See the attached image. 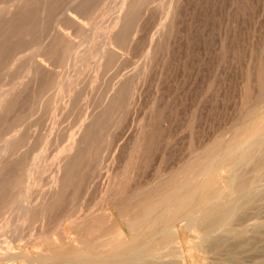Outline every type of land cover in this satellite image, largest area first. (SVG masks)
<instances>
[{
	"label": "rangeland",
	"instance_id": "obj_1",
	"mask_svg": "<svg viewBox=\"0 0 264 264\" xmlns=\"http://www.w3.org/2000/svg\"><path fill=\"white\" fill-rule=\"evenodd\" d=\"M7 1L8 2L10 1L11 4L13 3L12 0H0V7H1L0 22L9 19L12 16L11 13L8 14L6 11L7 9H9V7L12 8L14 5H11L10 2H9L10 4L9 5ZM66 1H69V2L67 3ZM66 1L59 0L60 8L58 7L53 12H50L49 16L45 17L46 19L44 18L45 22L43 21L41 24L28 28L27 29L29 30L28 32L26 30L25 32H21L17 35H9L13 29L12 27H14L11 25L3 26L0 29V42L1 40L4 41L0 43V62H1L0 63V102H2V100H4V97L7 96L5 94L6 91H9L10 93H12V95L9 92H8L9 94L7 93L8 100L6 99L7 103L5 102V104L3 105V108L6 111L4 109H1L0 111L2 113V114L0 113V131H1L0 132V154L1 155L3 154V156L0 157V168L3 169L5 167H10L9 170H12L14 174L18 173L17 175H21L23 174L24 172L23 170H25L26 167L36 165L39 170H41L40 166L42 167L40 174H42L43 177L45 176L44 178L42 176L40 177V174H38L39 171L38 172L36 171L35 173H36V176L38 175L37 178H39L38 180L40 181V183L39 181H37L34 183L30 182L28 184L29 189H30V190L28 189V194L30 198L34 202H36L35 203L36 206L34 207L35 209L32 208L29 211V213L26 215L24 220L20 219L21 217L19 216L20 215L19 209H16V208H18L19 199L24 195L25 190L19 188V186L16 185L15 187H13L11 193L9 194L10 198L8 196V200H7L8 202L6 204L7 208H4V211L0 213V221H1L0 222V242H1L0 253L2 254H7L8 251H10L8 253L10 254L12 253V251H15V248L16 250H20L27 246L30 249H34L32 246L33 244L31 243L32 241H34V238H37L39 233L40 234H42L43 232L46 234L50 233V235L56 236V235H59L60 232L70 231V229L73 226V222H75L74 219H77V221L79 219L80 221L82 220V217L85 218V214L87 216L88 215L90 216L91 214H93L92 211L97 212L98 208L103 204L105 199H106L105 202L110 201L108 199V194H111L113 191H115V189H117L118 195H120L119 198H121L122 200L125 198H128L129 195H132V193H134L135 198L139 200L141 195L149 191L148 189H152L153 187L157 186L160 182L168 178V176L172 175L173 172L180 171L182 167H184L183 165H186L187 162L190 159H192L190 155L195 154L194 156H196L207 145L211 143H215L213 141L218 140V138L222 139L221 140L222 142H227V140L236 141V140L243 139L245 135L246 136L250 135L249 132H247L245 129L242 128L243 129L242 130L238 127H243L247 119L256 120L254 116L255 113L258 114V113H261L262 110H264V105H262V107L260 105V104H264V103H261V101L264 100V0H178V1L177 0H167V2L166 0H146V1L142 0V2L141 0H136L134 2V6H132V8L129 9L128 14H127L128 10L126 11V9H121L120 8L121 5L119 6L122 0H119V1L117 0H111V1L110 0H95V3H93V6H95V8H93V6L91 8L93 12H91L90 16H88V19L85 18L83 19L84 21L82 20V22H84L82 23L83 24L82 26H84L85 29L87 28L86 30L84 29V27H81V26L78 29L77 25L73 26L74 24L70 23L69 21L65 22L64 18L61 17V13L63 12V10L67 8V6L69 7L72 5L71 4L72 0H66ZM113 1L115 2V7H114ZM145 2H148V3H145ZM159 3H161L162 6L159 7ZM165 3L167 4L165 5ZM4 4L7 5V8ZM170 5L172 6V8H170L171 7ZM157 6L159 7L158 9L159 12L157 10L158 8ZM36 8L38 10L41 9L39 6ZM142 8L144 9V13H143ZM172 9H174V13H172L173 12ZM94 10L97 13H95ZM118 10L121 12H119ZM35 12H38V11H35ZM113 13L114 14L116 13V14L113 16ZM154 13L156 15H154ZM35 14H36L35 16L36 20L37 19L40 20L41 19L40 15H37L38 13H35ZM119 14L120 16L126 15L127 18L133 19V20H130L132 22H130L128 19L129 23L128 24L126 23V25H122L120 22L115 24L114 20L117 19ZM158 14L159 16H161V18L159 17L160 20L158 19ZM163 14L164 15L166 14V16L163 17ZM17 15L19 17L23 16V14H20V13H18ZM134 15L138 17L136 16L134 17ZM107 16H109L110 18ZM54 19L57 22H55ZM57 19H61L62 21L60 22V20L58 21ZM102 19L104 20L102 21ZM136 20L138 24L135 22ZM154 21H156V25H154L155 24ZM170 22H172L173 24L172 27H170L171 25H169L171 24ZM49 24L51 25L48 27ZM92 25L93 26L95 25V28L92 27ZM132 25H135V27ZM42 26L45 28H43ZM110 26H113L114 28ZM156 26H158V28H156ZM166 26L170 29V31H167L169 29ZM72 27H75V28L72 29ZM136 27L139 28L138 29L139 31L137 30ZM58 28H60L63 32L65 31L64 32L65 34L68 33V36H70L71 34L73 36V38L72 36H70L72 39H75L76 37V39L73 40L74 42L77 41L81 43L79 45V43L76 42L71 46V48H67L64 42L58 41V44L56 45L54 49L55 52H53L52 54H49L50 55L49 56L48 54L45 53V50L43 51V49L42 50L40 49V44L42 41L44 42L46 39H47L46 41H49V39L54 36L56 32L55 30H57ZM51 29H53V31ZM95 29H97V31ZM49 30H51V34L53 32L52 34L53 36L47 34L50 32ZM42 31L44 32V34L41 33ZM90 31L91 33H94L93 34L94 37L93 35H91ZM34 32L36 34H39L40 36L39 35H37L38 37L35 36L36 34ZM3 33H6V34L9 33V34H7L8 36L5 35L4 37ZM106 33L108 34V36ZM97 34L99 35V37ZM149 34H151L150 35L151 37L149 36ZM18 35H19L18 37L19 39L17 40ZM45 35L47 37H45ZM6 36L8 38H6ZM102 36H103L104 42L102 40ZM104 36L105 37L107 36V41L105 40ZM100 37H101V40L99 39ZM11 38H13L14 40L11 41L12 40ZM20 38H21V41H20ZM88 38L90 41L88 40ZM158 39L160 40V42ZM97 40L99 44L97 43ZM94 41H95V44H94ZM101 41L103 43H101ZM2 43H4V45H2ZM37 45L39 47H37ZM93 45H97V46H93ZM99 45H102V47ZM24 46H25V49H23ZM59 46L62 48H60ZM125 47H128V48H125ZM84 48L85 49L88 48V51H86ZM112 48L113 50L116 51V56L114 55L112 57V55H109L107 53L105 54L101 53V49L107 50V49H112ZM38 49H40L39 52H38ZM2 50H4V52ZM66 50L69 52H67ZM56 51H58V53H56ZM85 51H86V55H84ZM128 51H130V53ZM134 51L136 54L134 53ZM36 52H38L39 54ZM121 52H124L123 53L124 56L123 54H121ZM137 52H140V54ZM35 53L37 54V56L35 55L36 57L34 56ZM57 55L60 57H58ZM71 55L75 58L73 59ZM55 56L57 58H55ZM78 56L79 58H77L78 60L77 61L76 57ZM82 56L84 58L86 57L87 59L86 58L83 59ZM31 57L34 60L40 62V67H39L38 72H36L35 74L30 73V76H28L29 73L26 72L28 70L26 68H28L27 66H29V64H25V63L32 62L33 60ZM70 58L72 59V61H70ZM151 58H153V60ZM13 59H15L16 61ZM51 59L54 63L51 61ZM79 60L83 63L86 62L87 64L86 63L83 64ZM140 60H143V61H140ZM138 61L139 63H136ZM75 64H77V66ZM81 64L83 65L81 66ZM30 65H32V63ZM46 65L48 66L46 67ZM50 65L52 66L50 67ZM67 65L69 68L67 67ZM78 65L82 69H77L79 68ZM106 65H109L110 67L109 66L106 67ZM24 66H26V68ZM42 66L44 69L42 68ZM21 67L23 68V70ZM55 68L57 69L56 71H55ZM71 68L73 69V71ZM121 68L122 69L125 68V69L121 70ZM67 70H68V74H67ZM70 72L71 73L74 72L76 75L74 73L71 74ZM22 73L24 76L22 75ZM37 73L38 74L41 73L42 75L40 74L38 75ZM136 73L137 75H135ZM98 76H101V77H98ZM20 78L22 79L20 80ZM66 78L70 79V81L69 80L68 81L71 82V84L69 82H66L67 81ZM74 78H76L78 81ZM88 78H89V81H88ZM16 80L18 82L19 81L21 82L18 83ZM61 80L65 81L66 84L65 82L63 83ZM71 80L72 81L75 80V82H72ZM60 81H61V84H60ZM30 82L33 84H29ZM56 82L57 83L59 82V84H57ZM111 82L113 85L111 84ZM23 83H25L24 84L25 86L28 83L26 86L28 88H25ZM65 85L67 86V88L65 87ZM20 88H24V89H20ZM37 88L38 89L40 88V89L38 90ZM53 89L55 91H53ZM70 89L71 90L74 89V91L72 90L73 92L72 91L70 92ZM111 89L113 90V92ZM33 91L35 92L36 95L34 94ZM106 94H107V97H106ZM113 95H115L116 103L115 102L110 103V100L113 98ZM106 98L107 100H105ZM55 99L57 100V102ZM70 99H71V102H70ZM254 104L256 105L255 107H254ZM23 105L26 107H24ZM38 105L39 106L41 105V108ZM257 105L258 107L259 106L260 107H259L258 112H255L258 109ZM116 106L118 108H116ZM119 108L121 110L123 109L124 111L122 110L121 112V110L120 111L117 110ZM254 108H257V109L255 110ZM66 110L69 112L66 113L67 112ZM252 111H254L255 113L254 115L252 114L251 115L252 117L250 118L249 114H251ZM84 114H85V118H84ZM96 114H99L101 116L99 117L100 119L97 120L98 121L97 126L94 128L93 134L91 133L92 135L91 136L89 135L87 137L88 139L86 138L83 140L84 142H82L83 144L87 142L89 143L93 142L94 148L92 147L89 150L83 149V150H80L82 152L76 153L77 155L76 157L79 156L78 159L79 161H81L82 165L84 166H82L80 163L72 169V170L77 169L78 171L76 170V172H78V175H75L76 177L74 176V178L70 180V182L66 185L67 187H64L62 189L63 192L61 195L58 196V199H55L52 202L49 201L50 203L56 204V207L54 206V208L53 207L49 208L48 212L45 211L44 217L45 216H48V217L46 218L43 217V220L41 221L40 214L42 215V209L40 208V204H42V201H43V197H41L42 196L41 193L43 194V192H47V191H50L51 189H55L52 187L50 183V179L51 177H53L54 175H57L58 173L57 167H58L59 161H57V159L61 158L62 160L65 156H67L68 151H66V149L64 150L63 148L66 145L70 144L71 135H74L77 138L80 137V133L82 130L81 127H84L85 126L84 124H86V122L90 119V117ZM246 114H248L249 116ZM28 116H29V119H28ZM55 117H57L58 119ZM21 120L23 123L25 122V124H28V125L26 126L25 124L20 122ZM262 120L260 119V121ZM66 121L67 123L65 124ZM260 121L258 120V125L264 128V124H262V122L264 121L262 122ZM16 122L18 123L16 124ZM82 122H84V124H82ZM118 122L121 123V124L119 123V126L117 125ZM21 125L23 127L20 130ZM42 127H43V130H42ZM50 128H51V131H50ZM153 128L154 130H152ZM251 132L252 131L250 130V133ZM1 133L3 136L1 135ZM135 135L137 138L135 137ZM233 135L235 137H233ZM93 136H95L96 139ZM62 137L64 138L63 140H62ZM17 138L19 140H16ZM6 140H9V142ZM103 141L105 144L103 143ZM219 141L220 140H218V142ZM4 145L5 146L7 145L9 150L6 148L7 146L5 147ZM44 146H45V149H44ZM39 151L44 152V154L45 153L46 154L42 155V153L41 152L39 153ZM34 152L39 153L37 154L38 156L34 154ZM55 152L57 153V155ZM132 153L134 156L132 155ZM88 154L89 156L92 155L90 156L92 158H90ZM35 155L38 158H35ZM41 155L44 157H42ZM193 155L192 157H194ZM69 156L72 158L75 155L71 154ZM45 158L50 159L49 162ZM94 158H97V159H94ZM1 159L3 160L1 161ZM91 160L93 163L94 162L96 163L93 164ZM128 161L129 163H127ZM83 162H86V164L89 163L90 166L88 164L87 165L84 164ZM44 163L45 165H43ZM97 164H99V166ZM44 166H46V168ZM85 170H87V172ZM90 172H92V174ZM128 173H130L129 174L130 177ZM113 177L117 182L116 187H115V184H113L114 185L113 187L112 185H110L111 181L113 180ZM125 178H127V180ZM76 179H78L79 181ZM106 181L107 183L108 182L109 183L107 184ZM38 183L39 185L36 186V184ZM86 184H88L87 187H86ZM122 185H126V186L124 187ZM139 186H141L140 188L142 189H140ZM80 187H82L83 189ZM126 187L130 188L131 193H130V190L127 189ZM136 187L137 189H135ZM103 188L104 189L106 188V190H104ZM122 188H123V191H122ZM138 189L141 190L140 192L141 194L139 193ZM2 191H6V188L2 189ZM81 191L82 193H80ZM120 191L122 193H120ZM68 193L70 194L68 195ZM127 194L129 195L127 196ZM93 195H95L94 198H92ZM106 195H107V198H106ZM77 196L81 197V200ZM87 196L90 198V201L87 200L88 198ZM62 199H64L65 201ZM136 199L133 198L130 201L134 203ZM91 201L94 204H92ZM66 202L70 203L71 206L70 204ZM262 203H264V201H262ZM12 204H13V207H12ZM64 204L66 207L64 206ZM63 206L65 207V210H63ZM74 206L76 207V209ZM8 209L10 211H8ZM51 210L53 211V213H51L52 212ZM61 210L64 211L63 212L64 215L62 214L63 218L59 217L61 216L60 214ZM84 210H86L87 212ZM258 210L259 211L257 212V218L252 217L248 219V221H246L247 225L248 223H251L252 220H255V219L259 220L258 216H260L259 218L261 219L259 221L264 222V205L260 206V209ZM48 213L49 215H47ZM67 213H72V214L67 215ZM10 214L12 215V217ZM58 214L60 215L57 216ZM59 218L63 219L62 221L63 223H61L62 225H60V227L56 228V225L54 226V224H56ZM71 219L73 220V222ZM19 220H20V223L18 222ZM17 222L18 224H16ZM47 223L49 224V226ZM34 225L35 226L39 225L38 226L39 229L38 227H35ZM43 227L45 230L43 229ZM2 229H3V232H2ZM19 229H21L22 231ZM33 229H36V231L35 230L33 231ZM18 230L21 232L19 233ZM188 232L189 231L187 230L181 231V235L178 239L179 245L182 246L181 247L183 251L182 254H185V259H187L185 260V264H205V263L206 264H225L223 261H221L219 257H218V262L215 261L213 257V251L206 247L205 242L201 243L202 244V250H201V247L198 244V240L196 239L198 238V234H199L198 230L197 231L191 230L190 233ZM246 234L251 235L252 232L248 230ZM28 236L31 237L33 240L29 238ZM14 238L16 239V241H14L15 240ZM10 240H12L14 244H10L11 242ZM19 240H20V243L18 242ZM188 241L189 242L191 241L190 243L192 244H190ZM25 243L27 244L26 246H24ZM29 243L31 244V246ZM257 243H260V244H257ZM22 244L24 247H22ZM19 245L21 246L20 248H19ZM258 245L264 246V240L256 241L254 249H251L243 253L244 260L247 258L243 264H251L249 262L251 260L250 255H256L257 253L256 248L259 247ZM183 246L186 248H184ZM261 252L264 253V248L261 249ZM248 256H250L249 257L250 259L248 258ZM11 260L13 259H9L4 262L3 260H0L1 261L0 264L2 263L3 264H9V263L14 264L15 260H13V262ZM15 264H17L16 261H15ZM32 264H38V262L35 261L34 263L32 262Z\"/></svg>",
	"mask_w": 264,
	"mask_h": 264
},
{
	"label": "bare ground",
	"instance_id": "obj_2",
	"mask_svg": "<svg viewBox=\"0 0 264 264\" xmlns=\"http://www.w3.org/2000/svg\"><path fill=\"white\" fill-rule=\"evenodd\" d=\"M13 3L10 4L14 5L12 8L9 7L7 9V13H11V17L5 21L0 22V29L3 26L6 25H11L14 26L12 27L11 33H7L9 35H17L21 32H25L28 28H31L32 26L41 24L46 18L48 17L50 12H53L56 8L59 7V0H12ZM66 1V0H65ZM111 1V0H110ZM119 1V0H117ZM136 0H122L121 3L119 4L121 9H126L127 14L129 13V9L134 6V2ZM144 1V0H143ZM146 1V0H145ZM178 1V0H177ZM8 2V1H7ZM8 2V4H9ZM67 3L69 1H66ZM65 2V3H66ZM106 2V1H104ZM114 2V1H113ZM140 2V1H139ZM138 2V3H139ZM142 2V0H141ZM157 2V1H156ZM167 2V0H166ZM63 3V2H62ZM93 3H95V0H72L71 6H67V8H63V12L61 13V17L64 18L65 22L69 21L70 23L74 24L73 26L77 25L78 29L79 27H84L82 26L84 22H82L83 19L87 18L90 16L91 10ZM137 3V4H138ZM148 3V2H145ZM7 4V3H6ZM9 4V5H10ZM136 4V5H137ZM167 3H165L166 5ZM5 5V4H4ZM3 5V6H4ZM139 5V4H138ZM141 5V4H140ZM169 5V4H168ZM7 8V5H5ZM40 7L41 9L38 10L36 7ZM98 6V5H97ZM118 6V5H117ZM151 6V5H150ZM162 6L161 3H159V7ZM171 6V5H170ZM114 7H115V2H114ZM139 7V6H138ZM141 7V6H140ZM144 7V6H142ZM158 7V6H157ZM157 8V10L159 9ZM168 7V6H167ZM3 8V7H2ZM60 8V7H59ZM95 8V6H93ZM101 8V7H100ZM137 8V6H136ZM135 8V9H136ZM172 8V6L170 7ZM37 9V10H36ZM109 9V8H108ZM117 9V8H116ZM120 9V10H121ZM143 9V8H142ZM149 9V8H148ZM154 9V8H153ZM161 9V8H160ZM52 10V11H51ZM60 10V9H59ZM112 10V9H110ZM134 10V9H132ZM169 10V9H168ZM176 10V9H175ZM3 11V9H2ZM38 11V12H35ZM100 11V9H99ZM119 11V10H118ZM136 11V10H135ZM172 13H174V9H172ZM0 12H1V7H0ZM95 12V10H94ZM112 12V11H111ZM121 12V11H119ZM118 12V13H119ZM159 12V10H158ZM167 12V10H166ZM180 12V11H179ZM23 14V16L19 17L17 14ZM40 15L41 19L36 20L35 16L36 14ZM97 13V12H95ZM117 13V14H118ZM126 13V12H125ZM132 13V12H131ZM138 13V12H137ZM136 13V14H137ZM144 13V9H143ZM104 14V13H103ZM107 14V13H106ZM116 14V13H115ZM113 13V16L115 15ZM133 14V13H132ZM56 15V14H55ZM110 15V14H109ZM124 15V14H123ZM140 15V14H138ZM149 15V14H148ZM152 15V14H150ZM154 15H156L154 13ZM4 16V15H3ZM92 16V15H91ZM102 16V15H101ZM105 16V15H104ZM112 16V15H111ZM136 15H134L135 17ZM166 16V14H163V17ZM174 16V15H172ZM8 17V16H7ZM57 17V16H56ZM109 17V16H107ZM138 17V16H136ZM153 17V16H151ZM159 16L158 14V19ZM2 18V17H1ZM4 18V17H3ZM45 18V19H44ZM55 18V17H54ZM90 18V17H89ZM95 18V17H94ZM110 18V17H109ZM133 18V17H132ZM150 18V17H149ZM174 18V17H173ZM51 19V18H50ZM62 19V18H61ZM61 19H57L60 22L62 21ZM97 19V18H96ZM101 19V18H100ZM107 19V18H106ZM116 19V17H115ZM130 18H127L126 15L124 16H119L117 17L115 21V24L121 23L122 25L128 24ZM136 19V18H135ZM134 19V20H135ZM145 19V18H144ZM164 19V18H163ZM172 19V18H171ZM53 20V19H52ZM94 20V19H93ZM98 20V19H97ZM104 19H102L103 21ZM109 20V19H108ZM154 20V19H153ZM152 20V21H153ZM160 20V19H159ZM55 21V19H54ZM84 21V20H83ZM112 21V20H111ZM151 21V22H152ZM162 21V20H161ZM45 22V21H44ZM57 22V21H55ZM54 22V24H55ZM64 22V23H65ZM132 22V21H130ZM137 23V20L135 21ZM134 22V23H135ZM139 22V21H138ZM156 25V21H154ZM163 22V21H162ZM51 23V22H49ZM108 23V22H107ZM133 23V24H134ZM135 23V24H136ZM160 23V21H159ZM172 27V22H170ZM45 24V23H44ZM53 24V23H52ZM57 24V23H56ZM60 24V23H59ZM67 24V23H66ZM93 24V23H92ZM138 24V23H137ZM51 24L48 25V27ZM61 25V24H60ZM91 25V24H90ZM104 25V24H103ZM140 25V24H139ZM150 25V24H149ZM55 26V25H53ZM71 26V25H69ZM135 27V25H132ZM159 26V25H158ZM156 26V28H158ZM43 27V26H42ZM57 27V26H56ZM64 27V26H63ZM62 27V28H63ZM66 27V26H65ZM76 27V28H77ZM88 27V25H87ZM92 27L95 28V25ZM114 28L113 26H110ZM167 27V26H166ZM45 28V27H43ZM52 28V27H50ZM69 28V27H67ZM66 28V29H67ZM75 27H72V29ZM125 28V27H123ZM128 28V27H126ZM131 28V27H130ZM133 28V27H132ZM137 30L139 29L136 27ZM152 28V27H151ZM160 28V27H159ZM168 28V27H167ZM6 29V28H5ZM49 29V28H48ZM64 29V28H63ZM83 29V28H82ZM85 29V27H84ZM87 29V28H86ZM85 29V30H86ZM93 29V28H91ZM118 29V28H117ZM169 29V28H168ZM40 30V29H39ZM47 30V29H45ZM53 31V29H51ZM50 32L47 33L49 35L51 34ZM97 31V29H95ZM105 30V29H103ZM132 30V29H131ZM136 30V29H135ZM154 30V29H153ZM10 31V30H9ZM29 30H27L28 32ZM55 34L52 38L49 39V41H40V49L43 51L45 50L46 54H52L58 44V41H62L66 44L67 48H71V46L76 43L70 36H68V33L65 34L60 28L55 30ZM79 31V30H78ZM92 31V30H91ZM90 31V33H91ZM139 31V30H138ZM167 31H170L167 30ZM40 32V31H39ZM47 32V31H46ZM67 32V31H66ZM83 32V31H82ZM89 32V31H88ZM93 32V31H92ZM111 32V30H110ZM130 32V31H129ZM35 33V32H34ZM38 33V32H37ZM41 33L44 34L42 31ZM72 33V32H71ZM97 33V32H96ZM100 33V32H98ZM151 33V31H150ZM6 33H3L4 37L7 35ZM23 34V33H22ZM36 34V33H35ZM94 33H91L93 35ZM104 34V33H103ZM107 34V33H106ZM110 34V33H109ZM138 34V33H137ZM167 34V33H166ZM39 34H36L37 36ZM98 35V34H97ZM151 34H149L150 36ZM153 35V33H152ZM159 35V34H158ZM164 35V33H163ZM162 35V36H163ZM8 36V35H7ZM6 36V38H8ZM24 36V35H22ZM40 36V35H39ZM108 36V34H107ZM107 36L105 37V40L107 41ZM119 36V35H118ZM137 36V35H136ZM148 36V37H149ZM19 35L17 36V40ZM38 37V36H37ZM42 37V36H41ZM45 37H47L45 35ZM87 37V36H85ZM94 37V35H93ZM99 37V35H98ZM151 37V36H150ZM155 37V36H153ZM164 37V36H163ZM3 38V36H2ZM1 38V39H2ZM22 38V37H21ZM20 38V41H21ZM34 38V37H33ZM44 38V37H43ZM84 38V37H83ZM117 38V37H116ZM123 38V37H122ZM125 38V37H124ZM165 38V37H164ZM13 41L14 39L11 38ZM39 39V38H38ZM41 39V38H40ZM101 40V37L99 38ZM131 39V38H130ZM139 39V38H138ZM10 40V39H9ZM79 40V39H78ZM86 40V39H84ZM89 40V38H88ZM93 40V39H92ZM99 40V41H100ZM102 40L104 42L103 36ZM110 40V39H109ZM117 40V39H116ZM159 40V39H158ZM163 40V39H162ZM3 40H1L2 42ZM8 41V39H7ZM16 41V40H15ZM19 41V42H20ZM34 41V40H33ZM90 41V40H89ZM118 41V40H117ZM149 41V40H148ZM0 42V43H1ZM4 42V41H3ZM17 42V41H16ZM31 42V41H30ZM39 42V43H40ZM61 42V43H62ZM101 41V43H103ZM116 42V41H114ZM150 42V41H149ZM160 42V40H159ZM168 42V41H167ZM21 43V42H20ZM38 43V42H37ZM63 43V44H64ZM79 43V42H77ZM81 43V42H80ZM79 43V45H80ZM86 43V42H85ZM98 43V40H97ZM106 43V42H105ZM113 43V42H112ZM129 43V42H128ZM132 43V42H131ZM148 43V42H147ZM158 43V42H157ZM164 43V42H163ZM15 44V43H14ZM95 44V41H94ZM99 44V43H98ZM108 44V42H107ZM114 44V43H113ZM126 44V43H125ZM134 44V43H133ZM136 44V43H135ZM4 45V43H2ZM7 45V44H6ZM5 45V46H6ZM20 45V44H19ZM23 45V44H22ZM39 45V44H38ZM37 45V47H39ZM104 45V44H103ZM138 45V44H137ZM163 45V44H162ZM77 46V45H76ZM97 46V45H93ZM102 47V45H99ZM121 46V45H120ZM123 46V44H122ZM121 46V47H122ZM148 46V45H147ZM9 47V46H8ZM19 47V46H18ZM60 47V46H59ZM110 47V45H109ZM129 47V45H128ZM125 47V48H128ZM158 47V46H157ZM161 47V46H160ZM11 48V47H10ZM14 48V47H13ZM62 48V47H60ZM75 48V47H74ZM100 48V47H99ZM97 48V49H99ZM107 48V47H106ZM131 48V46H130ZM142 48V47H141ZM147 48V47H146ZM165 48V47H164ZM25 49V46L24 48ZM37 49V48H36ZM38 49V52L39 50ZM57 49V48H56ZM65 49V47H64ZM85 49V48H84ZM92 49V48H91ZM124 49V48H123ZM145 49V48H144ZM143 49V50H144ZM15 50V49H14ZM88 51V48L85 49ZM122 50V49H121ZM129 50V49H127ZM161 50V49H160ZM4 52V50H2ZM64 51V50H63ZM67 51V50H66ZM86 51L84 55H86ZM90 51V50H89ZM131 51V50H130ZM130 51H128L130 53ZM138 51V49H137ZM7 52V51H6ZM36 52V53H38ZM41 52V51H40ZM69 52V51H67ZM98 52V51H97ZM126 52V51H125ZM150 52V51H149ZM148 52V54H149ZM155 52V51H154ZM12 53V52H11ZM16 53V52H15ZM24 53V52H23ZM34 54V56L37 54ZM58 53V51H56ZM74 53V52H73ZM89 53V52H88ZM87 53V54H88ZM102 54H109L112 55V57L115 55L116 56V51L112 49H101ZM124 52H121L123 54ZM135 53V51H134ZM140 54V52H137ZM8 54V53H7ZM6 54V55H7ZM14 54V52H13ZM39 54V53H38ZM63 54V53H62ZM72 54V53H71ZM81 54V53H80ZM120 54V55H121ZM128 54V53H127ZM136 54V53H135ZM4 55V54H3ZM100 55V54H99ZM145 55V54H144ZM35 56V57H36ZM50 56V55H49ZM54 56V55H53ZM58 56V55H57ZM72 56V55H71ZM80 56V55H79ZM76 57V60L77 58ZM91 56V55H90ZM98 56V55H97ZM124 56V54H123ZM143 56V55H142ZM141 56V58H142ZM8 57V56H7ZM33 57V56H32ZM31 57V58H32ZM43 57V56H41ZM60 57V56H58ZM81 57V56H80ZM88 57V56H87ZM96 57V56H95ZM102 57V56H101ZM119 57V56H118ZM155 57V56H154ZM6 58V57H5ZM20 58V57H19ZM55 58H57L55 56ZM62 58V57H61ZM74 59L75 57L72 56ZM83 59H85L82 56ZM89 58V57H88ZM98 58V57H97ZM120 58V57H119ZM130 58V57H128ZM134 58V57H133ZM29 59V58H28ZM36 59V58H35ZM43 59V58H42ZM47 59V58H46ZM64 59V58H63ZM87 59V58H86ZM90 59V58H89ZM92 59V57H91ZM101 59V58H100ZM110 59V58H109ZM153 60V58H151ZM15 60V59H13ZM31 60V59H30ZM32 62H27L25 64H29L26 68L28 69L26 72H28V76H30V73L35 74L36 72L39 71L40 67V62L34 60L32 58ZM55 60V59H54ZM66 60V59H65ZM81 60V59H80ZM79 60V61H80ZM150 60V59H149ZM5 61V60H4ZM8 61V60H7ZM10 61V60H9ZM16 61V60H15ZM52 61V59H51ZM68 61V60H67ZM70 61L72 59L70 58ZM78 61V60H77ZM93 61V60H92ZM110 61V60H109ZM113 61V60H112ZM120 61V60H118ZM131 61V60H130ZM133 61V60H132ZM136 61V60H135ZM143 61V60H140ZM23 62V61H22ZM45 62V61H44ZM42 62V63H44ZM53 62V61H52ZM76 62V61H75ZM81 62V61H80ZM79 62V63H80ZM102 62V61H101ZM106 62V61H105ZM1 63V62H0ZM14 63V62H12ZM24 63V62H23ZM32 63V65H30ZM54 63V62H53ZM57 63V62H56ZM83 63V62H81ZM86 63V62H84ZM83 63V64H84ZM93 63V62H92ZM112 63V62H111ZM114 63V62H113ZM118 63V62H117ZM121 63V62H120ZM136 63H139L136 62ZM143 63V62H142ZM156 63V62H155ZM10 64V63H9ZM51 64V63H50ZM69 64V63H68ZM71 64V63H70ZM74 64V62H73ZM81 64V66L83 65ZM87 64V63H86ZM108 64V63H107ZM135 64V63H134ZM3 65V64H2ZM24 65V64H23ZM22 65V66H23ZM77 66V64H75ZM74 65V66H75ZM91 65V63H90ZM99 65V64H98ZM102 65V64H101ZM113 65V64H112ZM116 65V63H115ZM114 65V66H115ZM125 65V64H123ZM133 65V64H131ZM150 65V64H148ZM48 65H46L47 67ZM52 65H50L51 67ZM73 66V68H74ZM79 66V65H78ZM109 65H106L108 67ZM54 67V66H53ZM66 67V66H65ZM68 67V65H67ZM87 67V65H86ZM85 67V68H86ZM110 67V66H109ZM119 67V66H118ZM137 67V66H136ZM140 67V66H139ZM149 67V66H148ZM147 67V68H148ZM9 68V67H8ZM22 68V67H21ZM43 68V66H42ZM69 68V67H68ZM67 68V69H68ZM95 68V66H94ZM127 68V67H126ZM142 68V66H141ZM146 68V69H147ZM151 68V67H150ZM44 69V68H43ZM50 69V68H49ZM52 69V68H51ZM72 69V68H71ZM70 69V70H71ZM77 69H82L80 66ZM84 69V68H83ZM125 69V68H123ZM121 68V70H123ZM10 70V69H9ZM17 70V69H16ZM23 70V68H22ZM48 70V69H47ZM54 70V69H53ZM57 69L55 68V71ZM89 70V69H88ZM87 70V71H88ZM100 70V69H98ZM105 70V69H104ZM111 70V69H110ZM5 71V69H4ZM3 71V73H4ZM11 71V70H10ZM54 71V72H55ZM73 71V69H72ZM77 71V70H76ZM126 71V70H125ZM43 72V71H42ZM41 72V73H42ZM78 72V71H77ZM103 72V71H102ZM139 72V70H138ZM137 72V73H138ZM145 72V71H144ZM151 72V71H150ZM39 73L40 75H42ZM49 73V72H47ZM57 73V72H56ZM71 73V72H70ZM74 73V72H72ZM71 73V74H72ZM104 73V72H103ZM110 73V72H109ZM128 73V72H127ZM137 73L135 75H137ZM142 73V72H141ZM149 73V72H148ZM38 74V73H37ZM38 74V75H39ZM68 74V70H67ZM75 74V73H74ZM78 74V73H77ZM83 74V73H82ZM115 74V73H114ZM121 74V73H120ZM124 74V72H123ZM131 74V73H130ZM23 75V73H22ZM21 75V76H22ZM76 75V74H75ZM99 75V74H98ZM108 75V74H107ZM122 75V74H121ZM16 76V75H15ZM19 76V77H21ZM24 76V75H23ZM33 76V75H31ZM54 76V75H53ZM89 76V75H88ZM118 76V75H117ZM120 76V75H119ZM129 76V75H128ZM13 77V76H12ZM37 77V76H36ZM41 77V76H40ZM65 77V75H64ZM87 77V76H86ZM101 77V76H98ZM134 77V76H132ZM136 77V76H135ZM253 77V76H252ZM30 78V77H29ZM28 78V79H29ZM32 78V77H31ZM38 78V77H37ZM52 78V77H51ZM60 78V77H59ZM58 78V79H59ZM63 78V77H62ZM108 78V77H107ZM119 78V77H118ZM130 78V77H128ZM254 78V77H253ZM6 79V78H5ZM22 78H20L21 80ZM36 79V78H35ZM67 81L69 82L70 79L66 78ZM64 79V80H66ZM72 79V78H71ZM76 79V78H74ZM143 79V78H142ZM18 80V79H17ZM16 80V81H17ZM24 80V78H23ZM69 80V81H68ZM77 80V79H76ZM105 80V78H104ZM103 80V81H104ZM111 80V79H110ZM117 80V79H116ZM134 80V79H133ZM136 80V79H135ZM139 80V79H138ZM253 80V79H252ZM26 81V80H25ZM58 81V80H57ZM62 81V80H61ZM60 81V84H61ZM72 81V80H71ZM78 81V80H77ZM81 81V80H80ZM89 81V78H88ZM95 81V79H94ZM115 81V80H114ZM124 81V80H123ZM137 81V80H136ZM140 81V80H139ZM142 81V80H141ZM18 82V81H17ZM21 82V81H19ZM18 82V83H19ZM37 82V80H36ZM63 83L65 81H62ZM65 82V84H66ZM72 82H75L73 80ZM93 82V81H92ZM110 82V81H109ZM116 82V81H115ZM57 83V82H56ZM71 84V82H69ZM102 83V82H101ZM107 83V82H106ZM124 83V82H122ZM25 83H23L24 85ZM28 84V83H27ZM26 84V86H27ZM33 84V83H29ZM40 84V83H39ZM59 84V82L57 83ZM109 84V83H108ZM112 84V82H111ZM18 85V84H17ZM41 85V84H40ZM69 85V84H68ZM104 85V84H103ZM113 85V84H112ZM116 85V84H115ZM125 85V84H124ZM14 86V85H12ZM19 86V85H18ZM25 86V85H24ZM23 86V87H24ZM25 88H28L26 87ZM30 86V85H29ZM32 86V85H31ZM35 86V85H34ZM38 86V85H37ZM76 86V84H75ZM78 86V85H77ZM85 86V85H84ZM102 86V85H101ZM106 86V85H105ZM9 87V86H8ZM22 87V86H21ZM67 88V86L65 85ZM74 87V86H73ZM111 87V86H110ZM109 87V89H110ZM140 87V86H139ZM36 88V87H35ZM81 88V87H80ZM102 88V87H101ZM104 88V87H103ZM112 88V87H111ZM121 88V86H120ZM134 88V87H133ZM24 89V88H20ZM38 89V88H37ZM40 89V88H39ZM38 89V90H39ZM47 89V88H46ZM65 89V88H64ZM99 89V88H98ZM97 89V90H98ZM115 89V88H114ZM3 90V89H2ZM1 90V91H2ZM14 90V89H13ZM28 90V89H27ZM63 90V89H62ZM61 90V91H62ZM67 90V89H66ZM74 91V89H72ZM70 89V92L72 91ZM96 90V91H97ZM112 90V89H111ZM127 90V89H125ZM135 90V89H133ZM22 91V90H21ZM36 91V90H35ZM53 91H55L53 89ZM72 91V92H73ZM116 91V90H115ZM121 91V90H120ZM119 91V92H120ZM9 91H6V95L8 96ZM25 92V91H24ZM23 92V93H24ZM34 92V91H33ZM41 92V91H40ZM81 92V91H80ZM113 92V90H112ZM3 93V92H2ZM8 93V94H7ZM15 93V92H14ZM31 93V92H29ZM54 93V92H53ZM103 93V92H102ZM106 93V92H105ZM115 93V92H114ZM129 93V92H128ZM136 93V91H135ZM12 95V93H10ZM35 94V92H34ZM40 94V93H39ZM84 94V93H83ZM99 94V93H98ZM111 94V92H110ZM119 94V93H118ZM2 95V94H1ZM24 95V94H23ZM36 95V94H35ZM63 95V94H62ZM82 95V94H81ZM97 95V94H96ZM102 95V94H101ZM134 95V93H133ZM132 95V97H133ZM3 96V95H2ZM5 96V95H4ZM7 96L4 97V100L0 102V111L3 108V105L6 102ZM20 96V95H19ZM28 96V95H27ZM26 96V97H27ZM33 96V95H31ZM127 96V95H126ZM21 97V96H20ZM25 97V96H24ZM40 97V96H39ZM63 97V96H62ZM70 97V96H69ZM107 97V94H106ZM112 97V95H111ZM2 98V97H1ZM16 98V97H15ZM23 98V97H22ZM21 98V99H22ZM29 98V97H28ZM34 98V97H32ZM36 98V97H35ZM38 98V96H37ZM60 98V97H59ZM53 99V98H52ZM85 99V98H83ZM131 99V98H130ZM8 100V99H7ZM11 100V99H9ZM13 100V99H12ZM56 100V99H55ZM66 100V99H65ZM92 100V99H91ZM107 100V98L105 99ZM124 100V99H123ZM242 100V99H241ZM33 101V100H32ZM38 101V100H37ZM36 101V102H37ZM43 101V100H42ZM57 102V100H56ZM61 102V101H60ZM71 102V99H70ZM74 102V101H73ZM98 102V101H97ZM115 102V95H113V98L110 100V103ZM7 103V102H6ZM11 103V102H10ZM38 103V102H37ZM43 103V102H42ZM104 103V102H102ZM120 103V102H119ZM118 103V104H119ZM259 103V102H257ZM261 103H264V100L261 101ZM19 104V103H18ZM32 104V103H31ZM256 104V103H255ZM254 104V107L256 106ZM45 105V104H44ZM58 105V103H57ZM61 105V104H60ZM261 107L264 104H260ZM16 106V105H15ZM18 106V105H17ZM24 106V105H23ZM22 106V107H23ZM39 106V105H38ZM52 106V105H51ZM66 106V105H65ZM71 106V105H70ZM73 106V105H72ZM120 106V105H119ZM123 106V105H122ZM26 107V106H24ZM41 108V105L39 106ZM61 107V106H60ZM68 107V105H67ZM131 107V106H130ZM252 107V106H251ZM258 107V105H257ZM260 107V106H259ZM257 108H254L255 110L257 109L258 112L259 110ZM66 108V107H65ZM71 108V107H70ZM116 108H118L116 106ZM9 109V108H8ZM21 109V107H20ZM19 109V110H20ZM28 109V108H27ZM36 109V108H35ZM39 109V108H38ZM56 109V108H54ZM77 109V107H76ZM5 110V109H4ZM10 110V109H9ZM60 110V109H59ZM117 110H121L120 108ZM123 110V109H122ZM121 110V112H122ZM6 111V110H5ZM8 111V110H7ZM18 111V110H17ZM22 111V110H21ZM46 111V110H45ZM67 111V110H66ZM85 111V110H84ZM96 111V110H95ZM103 111V110H102ZM124 111V110H123ZM251 111V110H250ZM254 111L251 112V114H246L250 118L252 117L251 115H254ZM16 112V111H15ZM24 112V111H23ZM28 112V111H27ZM41 112V111H40ZM59 112V111H58ZM63 112V111H62ZM67 111L66 113H68ZM86 112V111H85ZM260 112V111H259ZM1 113V112H0ZM4 113V112H3ZM42 113V112H41ZM2 114V113H1ZM13 114V113H12ZM21 114V113H20ZM19 114V115H20ZM30 114V113H29ZM9 115V114H8ZM68 115V114H67ZM88 115V114H87ZM105 115V114H103ZM123 115V114H122ZM2 116V115H1ZM27 116V115H26ZM63 116V115H62ZM60 116V117H62ZM78 116V115H77ZM101 115L96 114L90 117V119L84 124V127H81V133L80 137H75L74 135H71V142L70 144L66 145L63 149L68 151L67 156H65L62 160L61 158H58L57 161H59L58 164V173L57 175H54L50 179V183L53 188L50 191L43 192L41 193V197H43L42 204H40V208L42 209V215L40 214L41 221L43 220L44 213L45 211L48 212V209L54 206L56 207V204L50 203L49 201H53L55 199H58V196L62 194L63 188L67 187L66 185L70 182L72 178H74L75 175H78V172L76 170H72L74 167H76L78 164L81 163L79 161V156L76 157V153L82 152L80 150H89L90 148L93 147V142L89 143H82L84 142L83 140L86 139L89 135L91 136L93 134L94 128L97 126V120H99ZM255 118L256 120L252 119H247L246 122L244 123L243 127H238L240 129H245L247 132H249L250 135L246 136L244 133V138L236 141H228L227 142H222V139L218 142V140H215L209 145H207L199 154L196 156H191L192 159H187L189 160L186 165H183L182 169L180 171L173 172L172 175L168 176L164 181L160 182L157 186L153 187L152 189H148L149 191L143 195H141L140 199L137 200L135 198V194L132 193V195H129L128 198L121 199L119 198L120 195H118L117 189L113 191L111 194H108V199L110 201L104 200L103 204L98 208L97 212L92 211L93 214L90 216L85 214V218L82 217V220L77 221V219H74L75 222H73V226L70 229V231L66 232H60L59 235H50L46 233H42L37 236V238H34V241H32L31 244H33L34 249H30L28 246H26L27 242L22 244L23 249L16 250L15 246V251H12V253L8 254L10 251H8L7 254H2L0 253V260L6 261L9 259H13L16 261L17 264H32L35 261L38 262V264H185V254H182V249L179 245V237L181 235V231H189L188 233L191 232V230L194 231H199L198 233V244L201 247L202 250V242H205L206 247L210 250L213 251V257L215 261L218 262V257L223 261L225 264H243L245 262V259L243 258V253L247 252L251 249H254L255 247V242L256 241H261L264 240V222H261V220L258 216L259 220H252L251 223H246L248 219L252 217L257 218V212L260 209V206L264 205L262 201H264V128L258 125V120L264 119V110H262L261 113L256 114L255 113ZM5 117V116H4ZM3 117V118H4ZM23 117V116H22ZM31 117V115H30ZM58 117V115H57ZM55 117V118H57ZM67 117V116H66ZM75 117V116H74ZM82 117V116H81ZM88 117V116H87ZM111 117V116H110ZM109 117V118H110ZM71 118V117H70ZM73 118V117H72ZM76 118V117H75ZM85 118V114H84ZM102 118V117H101ZM245 118V117H244ZM29 119V116H28ZM58 119V118H57ZM74 119V118H73ZM77 119V118H76ZM7 120V119H6ZM46 120V119H45ZM109 120V119H108ZM114 120V119H113ZM119 120V119H118ZM27 121V120H26ZM36 121V120H35ZM53 121V120H52ZM58 121V120H57ZM75 121V120H74ZM73 121V122H74ZM245 121V120H244ZM264 121V120H262ZM260 121V122H262ZM5 122V121H4ZM22 122V120L20 121ZM30 122V121H28ZM104 122V121H103ZM106 122V121H105ZM111 122V121H110ZM115 122V121H114ZM121 122V121H120ZM118 122V126L119 123ZM259 122V124H260ZM18 122H16L17 124ZM23 123V122H22ZM27 123V122H26ZM67 121L65 122V124ZM12 124V123H11ZM15 124V125H16ZM25 124V122L23 123ZM71 124V123H70ZM81 124V125H82ZM108 124V123H107ZM110 124V123H109ZM121 124V123H120ZM264 124V122H262ZM3 125V124H1ZM26 126L28 124H25ZM152 125V124H151ZM242 125V124H240ZM34 126V125H33ZM48 126V125H47ZM61 126V125H60ZM83 126V125H82ZM102 126V125H101ZM104 126V125H103ZM10 127V125H9ZM22 125L20 127V130L22 129ZM25 127V126H24ZM52 127V126H51ZM55 127V126H54ZM65 127V126H64ZM69 127V126H68ZM78 128V127H77ZM151 128V127H150ZM159 128V127H157ZM237 128V130H238ZM24 129V128H23ZM26 129V128H25ZM70 129V128H69ZM118 129V128H117ZM148 129V128H147ZM239 129V130H240ZM242 129V130H243ZM249 129V131H248ZM43 130V127H42ZM60 130V129H59ZM65 130V129H64ZM112 130V129H111ZM154 130V128L152 129ZM236 130V129H235ZM250 130L252 131L250 133ZM47 131V130H46ZM51 131V128H50ZM58 131V129H57ZM62 131V130H61ZM98 131V130H96ZM114 131V130H113ZM116 131V130H115ZM150 131V129H149ZM241 131V130H240ZM1 132V131H0ZM4 132V131H3ZM2 132V133H3ZM65 132V131H64ZM67 132V130H66ZM235 132V131H234ZM1 133V135H2ZM6 133V132H5ZM92 133V134H91ZM103 133V132H102ZM107 133V132H106ZM33 134V133H32ZM51 134V132H50ZM49 134V135H50ZM97 134V133H95ZM155 134V133H154ZM159 134V133H158ZM232 134V133H231ZM230 134V135H231ZM247 134V133H246ZM5 135V134H4ZM14 135V134H13ZM30 135V134H29ZM64 135V134H63ZM156 135V134H155ZM238 135V134H237ZM3 136V135H2ZM157 136V135H156ZM240 136V135H239ZM35 137V136H34ZM95 138V136H93ZM136 137V135H135ZM152 137V136H151ZM233 137H235L233 135ZM5 138V137H4ZM14 138V137H13ZM20 138V136H19ZM27 138V137H26ZM36 138V137H35ZM66 138V137H65ZM91 138V137H90ZM137 138V137H136ZM224 138V137H223ZM239 138V137H238ZM237 138V139H238ZM8 139V137H7ZM23 139V138H22ZM40 139V138H39ZM64 138L62 137V140ZM88 139V138H87ZM96 139V138H95ZM113 139V138H112ZM16 140H19L18 138ZM101 140V139H100ZM99 140V141H100ZM154 140V139H153ZM9 142V140H6ZM26 141V140H25ZM42 141V140H41ZM46 141V140H45ZM88 141V140H87ZM90 141V139H89ZM137 141V139H136ZM210 141V140H209ZM217 141V142H216ZM5 142V141H4ZM27 142V141H26ZM30 142V141H29ZM155 142V141H153ZM6 143V142H5ZM4 143V144H5ZM21 143V142H20ZM35 143V141H34ZM57 143V142H56ZM104 143V141H103ZM102 143V145H103ZM148 143V142H147ZM105 144V143H104ZM141 144V143H140ZM145 144V143H144ZM142 144V145H144ZM155 144V143H154ZM2 145V144H1ZM8 145V144H7ZM6 145V146H7ZM35 145V144H34ZM37 145V144H36ZM92 145V146H91ZM111 145V144H110ZM134 145V144H133ZM152 145V144H151ZM5 146V145H4ZM5 146V147H6ZM13 146V145H12ZM38 146V145H37ZM53 146V145H52ZM56 146V145H55ZM2 147V146H1ZM41 147V146H40ZM43 147V146H42ZM143 147V146H142ZM8 149V146L6 147ZM5 148V149H6ZM10 148V146H9ZM82 148V149H81ZM94 148V147H93ZM99 148V147H98ZM134 148V147H133ZM203 148V147H202ZM15 149V148H13ZM27 149V148H26ZM30 149V148H29ZM36 149V148H35ZM45 149V146H44ZM191 149V148H190ZM4 150V149H3ZM9 150V149H8ZM28 150V149H27ZM32 150V149H31ZM38 150V149H37ZM188 150V149H187ZM193 150V149H192ZM18 151V150H16ZM45 151V150H43ZM48 151V150H47ZM91 151V150H90ZM134 151V150H133ZM136 151V149H135ZM148 151V149H147ZM5 152V151H4ZM3 152V153H4ZM7 152V151H6ZM41 151H39L40 153ZM92 152V151H91ZM95 152V151H93ZM16 153V152H14ZM34 152V154H39ZM42 155L44 152H41ZM56 153V152H55ZM130 153V152H129ZM148 153V152H147ZM23 154V152H22ZM46 154V153H45ZM44 154V155H45ZM60 154V153H59ZM75 155L72 158L69 155ZM85 154V153H84ZM5 155V154H4ZM26 155V153H25ZM24 155V156H25ZM35 158H38L36 157ZM41 155V156H42ZM57 155V153H56ZM133 155V153H132ZM145 155V154H144ZM3 154H0V157H2ZM19 156V155H18ZM38 156V155H37ZM47 156V155H46ZM83 156V155H81ZM89 156V154H88ZM92 156V155H90ZM89 156V157H90ZM134 156V155H133ZM132 156V157H133ZM5 157V156H4ZM7 157V155H6ZM33 157V156H32ZM44 157V156H42ZM145 157V156H144ZM14 158V157H13ZM16 158V157H15ZM22 158V156H21ZM30 158V157H29ZM50 158V157H49ZM88 158V157H87ZM92 158V157H90ZM89 158V159H90ZM130 158V156H129ZM134 158V157H133ZM132 158V159H133ZM4 159V158H3ZM1 159V161L3 160ZM31 159V158H30ZM47 159V158H45ZM52 159V158H51ZM84 159V158H83ZM97 159V158H94ZM108 159V158H107ZM145 159V158H144ZM15 160V159H13ZM40 160V159H39ZM44 160V159H43ZM50 159H47L49 162ZM88 160V159H87ZM182 160V159H181ZM26 161V160H25ZM24 161V162H25ZM35 161V159H34ZM32 161V162H34ZM41 161V160H40ZM38 161V162H40ZM94 161V160H93ZM17 162V160H16ZM43 162V161H42ZM87 162V161H86ZM86 162H83L86 164ZM92 162V160H91ZM143 162V161H142ZM140 162V163H142ZM23 163V162H22ZM93 163V162H92ZM96 163V162H94ZM93 163V164H94ZM129 163V161L127 162ZM184 163V161H183ZM2 164V162H1ZM36 164V163H35ZM48 164V163H47ZM46 164V165H47ZM89 165V163H87ZM86 164V165H87ZM144 164V163H143ZM26 165V164H25ZM45 165V163L43 164ZM82 165V163H81ZM80 165V166H81ZM99 166V164H97ZM39 166V164H38ZM84 166V165H82ZM90 166V165H89ZM46 168V166H44ZM43 167V168H44ZM96 167V166H95ZM135 167V166H134ZM23 168V167H22ZM41 170L42 167L40 166ZM81 168V167H80ZM83 168V167H82ZM90 168V167H89ZM177 168V167H176ZM174 168V169H176ZM1 169V168H0ZM10 167H5L0 170V213L4 211V208H7V200L8 196L11 193L13 187L16 185L19 186V188L24 189V195L19 199V204L18 208L19 209V216L21 217L20 219L24 220L26 215L29 213V211L36 206V202H34L29 194H28V189L29 186L28 184L30 182L34 183L39 181L36 176V171L40 174L41 170L38 169L36 165H32L29 167H26L25 170H23V174L17 175L14 174L12 170H9ZM21 169V168H20ZM140 169V168H139ZM173 169V168H172ZM45 170V169H43ZM135 170V169H134ZM137 170V169H136ZM78 171V170H77ZM80 171V170H79ZM84 171V170H82ZM87 172V170H85ZM132 171V170H131ZM172 171V170H171ZM175 171V170H173ZM18 172V171H16ZM94 172V171H92ZM92 172H90L92 174ZM44 173V171H43ZM89 173V174H90ZM118 173V172H117ZM120 173V172H119ZM137 173V172H136ZM88 174V175H89ZM130 173H128L129 175ZM49 175V174H48ZM82 175V174H81ZM94 175V174H93ZM123 175V174H122ZM42 174H40V177ZM156 176V175H155ZM43 177V176H42ZM45 177V176H44ZM43 177V178H44ZM76 177V176H75ZM82 177V176H81ZM91 177V176H90ZM118 177V176H117ZM121 177V176H120ZM130 177V175H129ZM132 177V176H131ZM89 178V177H88ZM128 178V176H127ZM127 178H125L127 180ZM110 179V178H109ZM131 179V178H129ZM78 180V179H76ZM112 180V179H111ZM120 180V179H119ZM79 181V180H78ZM81 181V180H80ZM91 181V180H90ZM42 182V181H41ZM76 182V181H75ZM138 182V181H137ZM40 183V181H39ZM36 184L37 185H39ZM107 183V181H106ZM109 183V182H108ZM107 183V184H108ZM121 183V182H120ZM127 183V182H126ZM71 184V183H70ZM115 184L116 187V180L113 177V180L111 181L110 185L112 187ZM123 184V183H122ZM132 184V183H131ZM75 185V184H74ZM72 185V186H74ZM80 185V184H79ZM88 184H86L87 187ZM121 185V184H120ZM119 185V186H120ZM152 185V184H151ZM42 186V185H41ZM70 186V185H69ZM71 186V187H72ZM126 186V185H122ZM121 186V187H122ZM136 186V185H135ZM153 186V185H152ZM150 186V187H152ZM84 187V186H83ZM129 187V186H128ZM126 187L127 189L130 190V188ZM141 186H139L140 188ZM149 187V188H150ZM6 191H2V189H5ZM82 188V187H80ZM119 188V187H117ZM134 188V187H132ZM35 189V188H34ZM39 189V188H38ZM44 189V188H43ZM46 189V188H45ZM73 189V188H72ZM71 189V190H72ZM78 189V188H77ZM83 189V188H82ZM104 189V188H103ZM126 189V190H127ZM137 189V187L135 188ZM142 189V188H140ZM139 190V193L141 190ZM30 190V189H29ZM49 190V188H48ZM89 190V189H88ZM106 190V188L104 189ZM120 190V189H119ZM125 190V192H126ZM34 191V190H32ZM41 191V190H40ZM43 191V190H42ZM46 191V190H45ZM69 191V190H68ZM75 191V190H73ZM80 191V190H79ZM123 191V188H122ZM135 191V190H133ZM137 191V190H136ZM145 191V190H144ZM72 192V191H71ZM87 192V191H86ZM104 192V191H103ZM102 192V194H103ZM138 192V191H137ZM136 192V193H137ZM35 193V192H34ZM82 193V191L80 192ZM108 193V192H107ZM120 193H122L120 191ZM131 193V190H130ZM32 194V193H31ZM66 194V193H65ZM70 193H68L69 195ZM79 194V193H78ZM91 194V193H90ZM99 194V193H98ZM138 194V193H137ZM141 194V193H140ZM33 195V194H32ZM67 195V194H66ZM65 195V196H66ZM81 195V194H80ZM78 195V196H80ZM105 195V194H104ZM125 195V194H124ZM139 195V194H138ZM77 196V197H78ZM95 195H93L92 198H94ZM101 196V195H100ZM126 196V197H127ZM137 196V195H136ZM33 197V196H32ZM36 197V196H35ZM88 197V196H87ZM125 197V196H124ZM139 197V196H138ZM137 197V198H138ZM10 198V196H9ZM40 198V197H39ZM62 198V197H61ZM66 198V197H64ZM81 200V197H78ZM85 198V197H84ZM96 198V197H95ZM100 198V197H99ZM105 198V197H104ZM107 198V195H106ZM136 199L134 203H132V199ZM68 199V198H67ZM70 199V198H69ZM64 200V199H62ZM79 200V201H80ZM83 200V199H82ZM88 201H90V198H87ZM14 201V200H13ZM36 201V200H35ZM38 201V200H37ZM58 201V200H57ZM61 201V200H60ZM65 201V200H64ZM94 201V200H92ZM91 201V203H92ZM71 202V200H70ZM86 202V200H85ZM98 202V201H97ZM60 203V202H58ZM65 203V202H63ZM68 203V202H66ZM96 203V202H95ZM100 203V201H99ZM98 203V204H99ZM110 203V204H109ZM16 204V203H14ZM70 204V203H68ZM67 204V205H68ZM77 204V203H76ZM80 204V203H79ZM94 204V203H92ZM60 205V204H59ZM73 205V203H72ZM75 205V203H74ZM82 205V204H81ZM89 205V204H88ZM97 205V204H96ZM65 206V204H64ZM63 206V210H65V207ZM71 206V204H70ZM69 206V207H70ZM83 206V205H82ZM90 206V205H89ZM93 206V205H92ZM98 206V205H97ZM13 207V204H12ZM75 207V206H74ZM95 207V206H94ZM11 208V206H10ZM73 208V207H72ZM86 208V207H85ZM84 208V209H85ZM15 209V210H16ZM35 209V208H34ZM57 209V208H55ZM61 209V207H60ZM76 209V207H75ZM74 209V210H75ZM97 209V208H96ZM63 210H61V216L58 214L57 216L62 217ZM73 210V209H72ZM81 210V209H80ZM87 210V209H86ZM84 210V211H86ZM8 211H10L8 209ZM50 211V210H49ZM52 211V210H51ZM55 211V210H54ZM58 211V210H57ZM71 212V211H69ZM87 212V211H86ZM95 212V213H94ZM9 213V212H8ZM53 213V211L51 212ZM56 213V212H55ZM66 213V212H65ZM12 214V213H11ZM10 214V215H11ZM17 214V213H16ZM63 214V215H62ZM72 214V213H67ZM76 214V213H75ZM78 214V212H77ZM76 214V215H77ZM18 215V214H17ZM46 215V214H45ZM49 215V213L47 214ZM256 215V216H255ZM262 215V214H261ZM4 216V215H3ZM16 216V215H15ZM53 216V215H52ZM72 216V215H70ZM82 216V214H81ZM87 216V217H86ZM12 217V215H11ZM48 216H45L46 218ZM75 217V216H74ZM73 217V218H74ZM17 218V217H16ZM58 218V217H57ZM63 218V217H62ZM59 218L54 224L57 227H60L63 223V219ZM10 219V218H9ZM11 220V219H10ZM34 220V219H33ZM49 220V219H48ZM55 220V219H54ZM68 220V219H67ZM30 221V220H29ZM65 221V220H64ZM1 222V221H0ZM16 222V221H15ZM20 223V220L18 221ZM18 222L16 224H18ZM22 222V221H21ZM45 222V221H44ZM47 222V221H46ZM43 223V222H41ZM50 223V222H49ZM23 224V223H22ZM30 224V223H28ZM32 224V223H31ZM38 224V223H37ZM48 224V223H47ZM14 225V223H13ZM21 225V224H20ZM27 225V224H26ZM41 225V224H40ZM35 226V225H34ZM39 226V225H38ZM35 226V227H38ZM43 226V224H42ZM49 226V224H48ZM10 227V226H9ZM13 227V226H11ZM27 227V226H26ZM20 228V227H19ZM30 228V226H29ZM41 228V227H40ZM47 228V227H45ZM70 228V227H69ZM7 229V228H5ZM24 229V228H23ZM39 229V227H38ZM44 229V227H43ZM59 229V228H58ZM61 229V228H60ZM63 229V228H62ZM21 230V229H19ZM18 230V231H19ZM36 231V229H33V231ZM45 230V229H44ZM48 230V229H47ZM46 230V231H47ZM53 230V229H52ZM55 230V229H54ZM250 230L252 232L251 235H247V231ZM22 231V230H21ZM19 231V233L21 232ZM24 231V230H23ZM3 232V229H2ZM27 232V231H26ZM30 233V231H29ZM34 234V233H32ZM31 234V235H32ZM52 234V233H51ZM250 234V233H249ZM14 235V234H13ZM16 235V234H15ZM18 235V234H17ZM20 235V234H19ZM27 235V234H26ZM29 235V234H28ZM36 235V234H35ZM9 236V235H8ZM19 237V236H18ZM22 237V236H21ZM20 237V238H21ZM29 237V236H28ZM185 237V236H184ZM4 238V237H3ZM12 238V237H11ZM19 238V239H20ZM26 238V237H25ZM31 238V237H29ZM189 238V237H188ZM191 238V237H190ZM15 239V238H14ZM13 239V240H14ZM32 239V238H31ZM30 240V239H29ZM33 240V239H32ZM196 240V241H197ZM13 242L12 240H10ZM16 241V239L14 240ZM27 241V240H26ZM186 241V240H185ZM10 244H14L11 243ZM20 243V240L18 241ZM189 242V241H188ZM191 242V241H190ZM189 242V243H190ZM193 242V240H192ZM8 243V242H7ZM262 243V242H261ZM1 244V242H0ZM9 244V246H10ZM17 244V243H16ZM30 244V243H29ZM30 244V246H31ZM192 244V243H190ZM260 244V243H257ZM5 245V243H4ZM18 245V244H17ZM21 245V244H20ZM19 245V248L21 247ZM7 246V244H6ZM259 246V245H258ZM17 247V246H16ZM184 247V246H183ZM191 247V246H190ZM13 248V249H14ZM186 248V247H184ZM264 248V246H259L256 248V255H250L251 260L249 261L251 264H264V253L261 252V249ZM12 249V248H11ZM18 249V248H17ZM5 250V249H4ZM198 250V249H197ZM200 250V249H199ZM7 251V250H6ZM254 251V250H253ZM197 252V251H196ZM185 253V252H184ZM201 253V252H200ZM198 254V253H197ZM247 255V254H246ZM201 256V255H200ZM248 256V258L250 257ZM189 258V257H188ZM198 258V256H197ZM200 259V258H199ZM250 259V258H249ZM13 260H11L13 262ZM14 261V264H15ZM1 262V261H0ZM9 263V262H8ZM3 264V263H2ZM10 264V263H9ZM13 264V263H12ZM206 264V263H205Z\"/></svg>",
	"mask_w": 264,
	"mask_h": 264
}]
</instances>
